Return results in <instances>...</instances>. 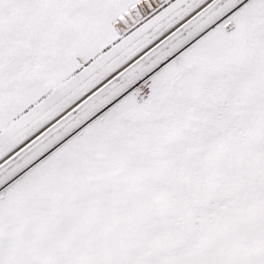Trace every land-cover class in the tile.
I'll list each match as a JSON object with an SVG mask.
<instances>
[{"label":"snow or ice","instance_id":"6c2138e0","mask_svg":"<svg viewBox=\"0 0 264 264\" xmlns=\"http://www.w3.org/2000/svg\"><path fill=\"white\" fill-rule=\"evenodd\" d=\"M0 264H264V0H0Z\"/></svg>","mask_w":264,"mask_h":264}]
</instances>
